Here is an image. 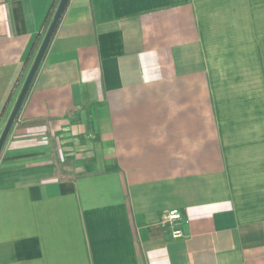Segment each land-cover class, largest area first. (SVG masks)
<instances>
[{"label": "crops", "instance_id": "obj_1", "mask_svg": "<svg viewBox=\"0 0 264 264\" xmlns=\"http://www.w3.org/2000/svg\"><path fill=\"white\" fill-rule=\"evenodd\" d=\"M55 1L0 0V133ZM18 116L0 264H264V0H70Z\"/></svg>", "mask_w": 264, "mask_h": 264}, {"label": "water", "instance_id": "obj_2", "mask_svg": "<svg viewBox=\"0 0 264 264\" xmlns=\"http://www.w3.org/2000/svg\"><path fill=\"white\" fill-rule=\"evenodd\" d=\"M70 0H60L58 7L55 11V14L53 16V19L47 29V32L44 36V39L39 47V50L37 52V55L33 61V64L27 74V77L22 85V88L20 90V93L18 95V98L15 102V105L7 119V122L2 130V133L0 135V155L4 149V146L10 136V133L14 127V124L16 122V119L20 113V110L25 102V99L29 93V90L31 88V85L33 83V80L41 66V63L43 61V58L48 50V47L51 43V40L59 26V23L62 19V16L66 10V7L68 5Z\"/></svg>", "mask_w": 264, "mask_h": 264}, {"label": "trees", "instance_id": "obj_3", "mask_svg": "<svg viewBox=\"0 0 264 264\" xmlns=\"http://www.w3.org/2000/svg\"><path fill=\"white\" fill-rule=\"evenodd\" d=\"M58 3H59V0H56L55 3L52 5L51 10H50V12H49V14L47 16V20L45 22V30L44 31H47V29H48V27H49V25H50V23L52 21L53 16L55 14V11L57 9ZM39 41H41V38H38V41L33 45L31 51L29 52V54L27 56V59H26V61L23 64L22 74H21L19 80L17 81L13 91L15 89H18L22 85V81H23V79L25 77V74L28 73V71H29V69L31 67L32 61L34 60V57H35L36 52L38 50ZM37 74H38V72H37ZM37 74H36V76H37ZM36 76H35V78H36ZM35 78L33 80V83L35 81ZM33 83H32V85H33ZM32 85H31V87H32ZM30 90H31V88H30ZM30 90H29V92H30ZM13 91H12V94H11L8 102L5 104V107H4L3 111H2L1 117L5 116L7 118V116L9 115V112H8V107L9 106L8 105L11 102L12 97H14V92ZM18 118H19V116H18Z\"/></svg>", "mask_w": 264, "mask_h": 264}, {"label": "built area", "instance_id": "obj_4", "mask_svg": "<svg viewBox=\"0 0 264 264\" xmlns=\"http://www.w3.org/2000/svg\"><path fill=\"white\" fill-rule=\"evenodd\" d=\"M18 121V119H17ZM161 225L164 227H170L172 237L175 240H180L185 237V234L183 232V229L181 227L182 225V215L176 211H169L164 213L161 216Z\"/></svg>", "mask_w": 264, "mask_h": 264}, {"label": "rangeland", "instance_id": "obj_5", "mask_svg": "<svg viewBox=\"0 0 264 264\" xmlns=\"http://www.w3.org/2000/svg\"><path fill=\"white\" fill-rule=\"evenodd\" d=\"M27 77V76H26ZM25 81V80H24ZM24 83V82H23ZM16 121H17V119H16ZM6 122H7V120H6ZM6 124V123H5ZM5 126V125H4ZM4 128V127H3ZM3 130V129H2ZM2 130H1V133H2ZM1 133H0V135H1ZM2 154V153H1ZM1 156V155H0Z\"/></svg>", "mask_w": 264, "mask_h": 264}]
</instances>
